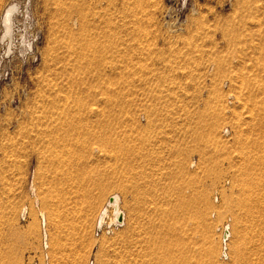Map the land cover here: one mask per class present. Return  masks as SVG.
I'll return each instance as SVG.
<instances>
[{"label":"rangeland","instance_id":"obj_1","mask_svg":"<svg viewBox=\"0 0 264 264\" xmlns=\"http://www.w3.org/2000/svg\"><path fill=\"white\" fill-rule=\"evenodd\" d=\"M0 264H264V0H0Z\"/></svg>","mask_w":264,"mask_h":264},{"label":"bare ground","instance_id":"obj_2","mask_svg":"<svg viewBox=\"0 0 264 264\" xmlns=\"http://www.w3.org/2000/svg\"><path fill=\"white\" fill-rule=\"evenodd\" d=\"M17 10V9H16ZM15 10V5L13 4H9L8 6H6V8L2 11L1 14V22L3 23V28H4V37L10 38V34H11V16L13 14ZM9 40V39H8ZM109 197H111V199L107 200V206L111 207V212H112V216L110 217V221L114 222L115 220H117V217L119 215H122V211L121 208L119 206V196L117 194H112ZM25 208L22 209V214L24 212ZM106 209H103L101 211V213L99 214V219L102 220L103 215L106 213ZM43 215L41 214V220L43 222L44 219ZM122 221V219H121ZM230 235V232L228 230V225L224 226V231H223V238L222 240L225 241L228 236Z\"/></svg>","mask_w":264,"mask_h":264},{"label":"water","instance_id":"obj_3","mask_svg":"<svg viewBox=\"0 0 264 264\" xmlns=\"http://www.w3.org/2000/svg\"><path fill=\"white\" fill-rule=\"evenodd\" d=\"M111 199V197H109V200ZM121 219H122V215H119L118 217H117V220L118 221H121Z\"/></svg>","mask_w":264,"mask_h":264},{"label":"built area","instance_id":"obj_4","mask_svg":"<svg viewBox=\"0 0 264 264\" xmlns=\"http://www.w3.org/2000/svg\"><path fill=\"white\" fill-rule=\"evenodd\" d=\"M120 224L119 221H116V225ZM222 254L224 255V252H222Z\"/></svg>","mask_w":264,"mask_h":264}]
</instances>
